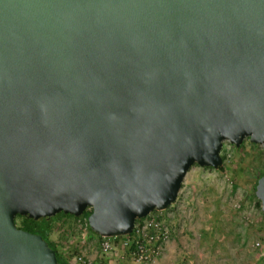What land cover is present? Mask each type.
<instances>
[{"label":"water","instance_id":"95a60500","mask_svg":"<svg viewBox=\"0 0 264 264\" xmlns=\"http://www.w3.org/2000/svg\"><path fill=\"white\" fill-rule=\"evenodd\" d=\"M245 137L264 149V0H0V264H61L17 215L128 235ZM255 196L264 219V174Z\"/></svg>","mask_w":264,"mask_h":264},{"label":"rangeland","instance_id":"374dc122","mask_svg":"<svg viewBox=\"0 0 264 264\" xmlns=\"http://www.w3.org/2000/svg\"><path fill=\"white\" fill-rule=\"evenodd\" d=\"M241 144L224 140L221 168L193 164L175 202L148 214L168 227L156 256L136 259L125 236L109 237L111 248L104 250L98 234L96 240L87 237L86 219L57 218L60 212L51 216L48 238L70 264H82L79 256L89 264H264V219L254 193L264 172V149L248 137ZM15 224L21 227L22 217Z\"/></svg>","mask_w":264,"mask_h":264},{"label":"built area","instance_id":"2783aa9c","mask_svg":"<svg viewBox=\"0 0 264 264\" xmlns=\"http://www.w3.org/2000/svg\"><path fill=\"white\" fill-rule=\"evenodd\" d=\"M163 222L158 215H148L135 221L132 231L125 235L123 242L129 249H132L133 257L142 261L161 252L168 230ZM100 237L102 249L111 248L109 237ZM77 260L82 264H89L82 256H79Z\"/></svg>","mask_w":264,"mask_h":264},{"label":"trees","instance_id":"16d2710c","mask_svg":"<svg viewBox=\"0 0 264 264\" xmlns=\"http://www.w3.org/2000/svg\"><path fill=\"white\" fill-rule=\"evenodd\" d=\"M240 147H242V144L239 145V148H240ZM209 168H212V167H209ZM220 168H221V167H220ZM262 174H264V172H263V173H259L258 176H259V175H262ZM258 176H257V177H258ZM256 179H257V178H256ZM255 183H256V180H255ZM254 193H255V184H254ZM257 202H259V200H257ZM60 213H61L62 215L75 217V216L72 215V214H64V213H62V212H60ZM89 213H90V210H85L84 213H83V215H82L81 217H78V218L87 219V216H88ZM17 216L22 217V226H21V228L26 229V230L31 231V232L34 231V232H38V233L42 234L43 237H44L45 239H47L49 245H50L53 249L56 250L54 243L51 242V241L49 240V238H48V233L50 232V229H51V225H50V223H51V221H50V220H51V217H50L48 220L43 219V220H41V221H34V220H32V219H30V218H27V217H25V216H21V215H17ZM89 231H91V230L89 229ZM91 232H92V231H91ZM56 255H57V259L59 260V262H60L61 264H70V263H69L64 257H62V256L58 253L57 250H56Z\"/></svg>","mask_w":264,"mask_h":264},{"label":"crops","instance_id":"0c3cea01","mask_svg":"<svg viewBox=\"0 0 264 264\" xmlns=\"http://www.w3.org/2000/svg\"><path fill=\"white\" fill-rule=\"evenodd\" d=\"M57 218H61V219H70V217L66 216V215H61V216H56ZM53 221V220H52ZM87 237L91 238V239H95L99 238L98 235H95L94 233H90V231H87Z\"/></svg>","mask_w":264,"mask_h":264},{"label":"flooded vegetation","instance_id":"af4514ba","mask_svg":"<svg viewBox=\"0 0 264 264\" xmlns=\"http://www.w3.org/2000/svg\"><path fill=\"white\" fill-rule=\"evenodd\" d=\"M34 232V231H33Z\"/></svg>","mask_w":264,"mask_h":264}]
</instances>
